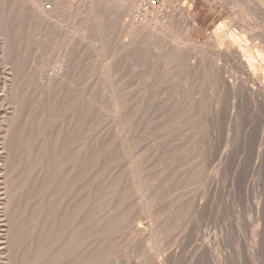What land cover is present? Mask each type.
<instances>
[{"label":"rangeland","instance_id":"obj_1","mask_svg":"<svg viewBox=\"0 0 264 264\" xmlns=\"http://www.w3.org/2000/svg\"><path fill=\"white\" fill-rule=\"evenodd\" d=\"M21 1H23L22 2L23 4L21 3L22 5L20 4V6H18V7L15 5L8 4V3L5 5L6 6L5 10H6L7 14L9 13L8 17H9V19L12 18L10 20L13 21V24L10 23L9 27H11V29H13L18 24L17 27L15 28V30L13 29V31L11 32V34L13 33L12 39L14 38L12 40V43L14 42L13 47H16L17 49L21 48L23 50V52L26 54L25 55L26 58L24 57V59L27 62L31 58L30 43H32L36 37V39H38V40L40 39L39 40L40 43L42 44V46H44L43 47L44 58L45 59L47 58L48 59L47 61H49L51 59L55 60L54 58H57V60L61 59L62 61L64 59H66V61L69 63V65L72 66V67H70V69L71 68L72 69L69 70V73H68L69 77H71L72 71L74 70L73 74H72V76H74V77H72V79H74V80L76 79L75 81L73 80V84L75 85V86H73V89L76 88L75 91H73V97L75 99V108L78 109L79 111L75 109V114H79V112L81 113V112L86 111L84 113V115L79 114V115H77V117L75 115V125L77 127V130L82 131L83 127H86V128L88 127L89 128L88 131L90 133V141L98 142L101 145L97 148H94L89 153V156H88V161L95 160V161H90V165H97L100 167V168L96 167V169H95L96 175L94 178H92L90 180V185L87 187L88 190L92 186L93 187L99 186V188H100V190H99V188L98 189L95 188V190L91 189L92 190L91 206H92V210H93L91 212L92 213H96L97 211L102 212L104 209H108L107 211H109V209L111 208V210H110L111 213H113L114 211H117V209H119V211L122 209V213L125 214V216L127 215L126 217H124V220H122L123 223H124V221H126L127 228L125 226L126 223H124L125 224L124 225L121 222V225L123 224L125 227H123L124 229H122V227H120V230L118 228L119 231H117V229L115 230V228L113 227L114 224L112 225V223H113L112 221H110V220H109V222L104 221L105 223H107V225H108V223H109V225H112V227H109L107 225L104 226L105 229L110 230V231L106 230L105 231L106 234L104 233V231L98 232L97 229L92 228V226L94 224H96L94 222L91 223L92 225H90V228H92V229L89 230L87 223H85V221H84L82 223V225H79V227L77 228V233L79 235L76 233L77 236H79V237L81 236L80 237L81 240L79 237L74 236V235L71 237H68V238L66 237V239H69L70 242L68 244V247H66L64 249V252H63L62 258H60L59 264L81 263L80 260H82V257L80 254V250H81L80 246L83 243L82 240L84 239V235L82 233L84 231L82 233H80V232L85 228H87V230H88L87 235H91V238H89V240H95V238H97V239L100 238L99 240L96 239L94 241V243L91 245V247L89 248V250L87 251V253L89 252V254H87V255L90 258V264H116V262H118L120 264L121 262H127V261H128V263H131V264H138L139 262L142 261L139 256L143 252H141L142 250H138L140 248L142 249V247H140V248L139 247L138 248L130 247V243H129V238H130V235L132 234V226H134V224H137V222H139V220L141 218H143V219L145 218V215H143L144 212L139 207V204L137 203V201L136 200L132 201V199L135 197L133 195V191H130V193H128L129 190L131 189L129 187H130V185H132L131 184L132 183V181H131L132 177L130 176V174H131V167H130L131 160L135 162V165L137 164L136 166L138 167V169L140 171H142V173L144 175H147V176H145L146 180L148 181V183H150L153 186V194H152L151 198H154V199L156 198L153 201V204H155L156 209L158 211V213H156L157 215H153V217L151 219H149V221H148V219H145V221H142L143 219H141L140 220L141 222H139V226H141L142 228H146V226H148L149 223L154 224V222H155V224L158 223V224H161V226H162L163 224H166L165 222H168V220H169L168 224L172 222L173 223L172 225H174V229L172 228L173 226L171 227L172 229L169 227L170 224L169 225L166 224L167 226L166 225L164 226V228L166 227L167 229L169 227L168 230L164 229L167 232V236L168 237L171 236L170 235L171 233L174 236V238L173 237L168 238V239H170V245L168 244L169 247L166 249V252L167 251L170 252L169 257H171L173 259L172 260L171 258L170 259L168 258L169 259V260H167L168 263L169 262L171 263V261H172L171 264H173V263L176 264L177 262H178V264H202V263L203 264H220L222 261L224 262V260H225L226 262H224V263L222 262L221 264H233V263L234 264H264V89L261 88L260 86L256 85V84H254V83L251 85L252 82H250V84H248L247 86H244L243 80L240 78L241 75H243L244 73L250 72L252 75L256 74L257 78H260V79L263 78L264 79V68L262 70V64H261L262 62H260L261 55L257 56V58H256L257 62L256 63H253L250 60L246 59L245 60L246 62L243 65L247 69L244 68L245 70H244V72H242V71H238L239 69L236 70L237 68L234 65V62L232 60L225 58V57H222L219 54H217V52H216L218 50L230 51L234 48H240L241 52L243 51L247 56H249L250 53L253 54L252 50H249L250 53L248 52V50L246 48V42L250 41V36H251V34H254V33H256L257 36H259V37L260 36H262V38L264 37V0H201L202 3L206 7H208V9H213V11H215L216 13H218L220 15V16H218L219 17L218 21L212 23L209 26H202L199 23L197 24V19H195V15H194L193 11L191 13H189V11H190L189 6L187 4H185V1H180V0H124L126 2V4L131 3V6H132V10L128 15L119 12L118 9L116 10L113 6L107 4L108 2L104 3L105 0H101L102 3L100 0H66V1L64 0L63 2L61 0H59V1H56L57 3L55 2L54 4L52 3V0H46V1L44 0V3L45 2L47 4L52 3V5H54V6H52L53 8L50 11H48V13H47L46 19L49 21H46V19H42L38 23H36L35 21H32V18L30 16L31 15L30 8L28 7L27 2L24 0H21ZM15 2H16V0H15ZM143 4H146V6H148V10L143 9ZM23 5L25 6L26 9L22 8ZM134 6H135V9H134ZM20 7L22 9H20ZM53 9H56V10H53ZM24 10H27V11H24ZM26 12H28V13H26ZM28 15H29V17H28ZM122 15H124V17H122ZM133 15H135V16H133ZM145 15L148 19L145 18ZM16 16H17V18H16ZM19 16H22L21 17L22 19ZM156 16H157V18H155ZM26 17L30 18L31 21L29 19H27ZM53 17H55V19ZM23 18H24V20L27 19V21H24ZM44 20H45V22H44ZM53 21H56V22L54 23ZM146 21H148V22L152 21L153 23L152 22L151 23L154 25L153 28L156 30H160L162 32L163 36L158 39V38H155L149 34L139 33V31L142 29V27ZM31 22H33V23H31ZM26 23L28 25L30 24L29 27L24 26V24H26ZM31 24H32V26H31ZM141 24H143V25H141ZM237 24L240 26V31L244 30L241 32L238 31L241 34V40H242V42L240 44H237V43L235 44L231 38V32L237 30V29H235L236 26H234ZM11 25L12 26L14 25V26L12 27ZM136 25H137V27H136ZM231 25H233V26H231ZM64 26H66V27H64ZM34 28H35V30H34ZM66 28L68 31L66 30ZM85 28H86V30H85ZM49 29H50V31H49ZM74 29H76V30H74ZM23 30L26 31V32L24 31L26 39L24 38ZM83 30L85 33L83 32ZM165 30H166V34L164 33ZM16 31H19V32H16ZM28 31H30V32L33 31L32 36H31L32 39L29 38L28 35L31 33ZM55 31L57 32V34ZM250 31H252V32H250ZM40 32H41V35H40ZM71 32H73V33H71ZM136 32H138V33H136ZM248 33L250 35H248ZM164 34H165V36H164ZM15 35H17V36H15ZM79 35H82V36H79ZM144 37L146 38V40ZM149 37L151 39H149ZM163 37L167 38V39L164 40ZM49 38L51 40H49ZM68 38L71 39V40L69 39L71 41L69 44L67 43L68 40L65 42V40ZM19 39H20V41H19ZM43 39H45L46 41L45 40L42 41ZM169 39H171V40H169ZM28 40H31V42H27ZM139 41H141V42L138 43ZM45 42H47L48 45ZM66 43H67V45L72 44V47L67 46ZM165 43H166V45H165ZM256 43L259 44L257 40H256ZM146 44H147V46H146ZM1 45L2 44H0V47H2ZM50 45H52V46H50ZM64 46H66L65 47L66 49H64ZM189 46H191V47H189ZM67 47H70V48H68L69 50H67ZM193 47H195V48H193ZM26 48H28V49H26ZM59 49H60V53L56 55V53H58ZM70 49H72V50H70ZM145 49H147V50H145ZM154 49H156V51ZM170 49L172 51H170ZM197 49L199 51H197ZM0 50H1V48H0ZM179 50H181V51H179ZM63 51H66V52H64V54H63ZM165 51H166V55H165ZM168 51H170V52H168ZM178 51H179V53H178ZM67 52L70 53V54H68V56H66ZM171 52L173 53V55ZM0 53H1V51H0ZM163 53H164V55H163ZM169 53H171V54H169ZM181 53L183 54V57H181L182 56ZM184 54H186V55H184ZM60 55H62V56H60ZM153 58H156V60ZM100 60L102 61V63ZM153 60H155V61H153ZM0 61H1V58H0ZM180 62H182V63H180ZM95 64L97 66H94ZM178 64L180 66L183 65L182 66L183 68L182 67H180V68L184 69V71L180 70V68H178L179 67ZM259 65H261V66H259ZM248 66L250 67V70L248 69L249 68ZM108 67L112 68V69H109ZM165 67L167 68L166 71H165ZM152 68H154V69H152ZM177 69H178V71H176ZM89 70H91V71H89ZM253 70H254V72H253ZM179 71H180V73H182V71H183L184 74L183 73L179 74ZM45 73L46 74L49 73V71L46 67H45ZM76 74H77V76H79L80 74L81 75L87 74V75L77 77ZM172 76H174V77H172ZM181 77H183V78H181ZM82 78H84L85 80ZM156 78H158V79H156ZM175 78H178V79H175ZM184 78H185V83H184ZM80 79H82V80H80ZM173 79H175L176 82H175V80L172 81ZM178 80L182 84H184L185 88L181 85V83ZM171 81L176 83V84L172 83ZM169 82H171V83H169ZM177 82H179V84L182 87H180L179 84H177ZM79 83L82 86L79 85ZM76 84H78L79 86H77ZM111 86H112V88H111ZM186 86H187V88H186ZM64 87H65L64 83L62 84V87H60V89L58 87V91L59 92L61 91L59 94V97H60L59 103H58L59 107L60 106L62 107V101H63V100L61 101V99H63L62 95L63 94L65 95L67 92L66 91L63 93V91L66 90L65 89L66 87L65 88ZM195 89H197V90L195 91ZM47 91L48 90L44 91V101H46V103L44 102L45 115L49 116L53 112V110L56 111L57 114L60 113L59 107H57L58 109L56 110V108L54 106H57V105L53 103V101H52L53 99H50L51 98L50 94H49L50 91H48V92ZM115 92H117V93H115ZM145 92L147 93V95L145 94ZM114 93L117 95H114ZM134 93L135 94L137 93V94L135 95ZM170 93H172V94H170ZM154 94H156V96ZM75 95H76V97H75ZM100 95H102L104 97H102ZM175 95H177V96H175ZM119 96H120V99H119ZM182 96H184V99L186 97L187 102H185L186 99L184 100V102L186 104L183 102ZM45 97H47V98L45 99ZM116 97H118V98L116 99ZM154 97H158V98H154ZM187 97H189V98H187ZM194 97L196 98V100ZM112 98H113V100H112ZM160 98H162V99L164 98V99L160 100ZM199 98L201 101L199 100ZM49 99L51 101H49ZM130 99L135 100L138 104H135L136 102H134L132 104L131 102H133V101H131ZM155 99H156V101L153 102V100H155ZM107 100H110V101L107 103ZM172 100H174V104H171V103H173ZM175 100L176 101L178 100V102H176ZM47 101L49 103L50 102H52V103L49 104ZM115 101L116 102L119 101V103H117L118 106H116L117 104ZM195 101H198V102H195ZM60 103H61V105H60ZM176 103H177V105H176ZM45 104H47V105H45ZM184 104L186 106L189 104L190 105H189V107L188 106L186 107ZM161 105H166V106H164V108H163V106H161ZM194 105H196V106H194ZM46 106L51 107V108L54 107L55 109L50 110V108H48ZM135 106L137 108H135ZM184 106H185V109L187 108L188 110L186 109L184 111ZM112 107L114 110L111 109ZM174 107H179L180 109L179 108L178 109L182 110V112H184L182 114H184V115L180 116L178 114L179 116H177V115L175 116V114H177V112H179V110L177 109L178 111H175V109H173ZM192 107H194V108L192 109ZM199 107H200V109H198ZM85 108L88 110H85ZM148 108H149V110L151 109V111H153V112L149 111ZM189 108H190V111H192V112L189 111ZM4 110H6V108ZM58 110H59V112H58ZM193 110L194 111L196 110V111L194 112ZM47 111H49L50 114H48L49 112H47ZM155 111H157V112L162 111V112L156 113ZM209 111H211V112H209ZM98 112H100V113H98ZM126 112L127 113L129 112L130 114H132L133 117H131L129 114H126ZM171 112H173V113H171ZM91 114H92V116H91ZM125 114H126V116L128 115L127 116L128 118L125 117ZM116 115L121 116L122 119H124L123 127L121 128L122 130L119 129L117 126L118 121H116V119H115L117 117ZM166 115H167V118H166ZM187 115H189V116H187ZM93 116H95L94 117L95 119L93 118ZM186 116H187V118H186ZM195 116H196V118H195ZM80 117H83V118H80ZM91 117L94 119V121H93L94 124L91 122V120H93ZM87 118L88 119L91 118V119H89L90 121L87 120ZM155 118H157V119H155ZM160 118L161 119L164 118V119L161 120ZM168 118H170V119H168ZM178 118H180L183 123H181L180 122L181 120ZM0 119H2V114H0ZM78 119H81V121ZM105 119H106V121H105ZM129 119H130V121H129ZM152 119H155V120H152ZM200 119H202V120H200ZM76 120H78V121H76ZM125 120H126V122H125ZM87 121H89V122H87ZM153 121L157 122V123L155 124ZM177 121H178V123H177ZM90 122H91V124H93V126H91ZM168 122H170V124H168ZM150 123H152V124H150ZM179 123H181V124H179ZM176 124H177V126H176ZM153 125H155V126H153ZM182 125H185V126H182ZM213 125H216V126H213ZM109 126H111V127H109ZM115 126H117V128ZM166 126H167V129H166ZM169 126H171V127H169ZM186 126L191 127V128H188V130L190 129V131L187 130ZM173 127H175V128H173ZM177 127H181V128H177ZM112 128H115V129L112 130ZM161 128H163L164 130ZM159 129H160V131H159ZM170 129H172V130L170 131ZM175 129H176V131H175ZM183 129H184V131L182 132ZM193 129H195L194 130L195 133L193 134V135H195L193 137L194 139L191 137L192 136L191 131H193ZM111 131H112V135L115 134V136L113 138L114 140L110 139L111 136H109V135H110ZM172 131L175 133L174 134L171 133ZM187 131L191 134H188ZM148 132H151V133H148ZM152 132H154V133H152ZM167 132L170 134H168ZM185 132H187L186 134L188 136L185 134ZM198 132H199L200 136H199ZM164 133H167V134H164ZM133 135H136V136H133ZM80 136H83L82 132H81ZM108 136L110 138H108ZM201 136H203V139L200 140L199 137H201ZM132 137H134V138L131 139ZM163 137L165 139H163ZM196 137H198V139ZM93 138H95V139H93ZM106 138L109 139V141L108 140L105 141ZM128 138H129V140H128ZM157 138H159V139H157ZM168 138H170V139H168ZM175 138H177L178 141L181 140V143L184 142L183 145L187 148V150L188 149L189 150L187 151L185 149V147L183 146L185 150L182 147V149H178L179 150L178 151L177 147L180 148V146H182V144L180 142H177V139L175 140ZM179 138H180V140H179ZM135 139H136V141H135ZM118 140H120V141H118ZM158 140H160V141H158ZM191 140L196 141V142L192 143ZM202 140H203V142H202ZM213 140H214V142H213ZM114 141L117 143L114 144ZM126 141L128 143L131 142L134 145H130L132 147L126 148V146L123 144V142H126ZM172 141H176V142H172ZM199 141H201V142H199ZM170 142L173 144L175 143V144L171 146ZM177 143H178V145L179 144H181V145L177 146L176 145ZM197 143H199V145L201 143L202 144L199 146ZM209 143H210V146H209ZM153 144H156V145H153ZM186 144H187V146H186ZM160 145L166 146L167 148L161 147ZM175 145H176V148L174 147ZM193 145L195 148L193 147ZM154 146H157V147H154ZM168 146H169V148H168ZM161 149H162V151H160ZM164 149L166 152L168 151V153H167L168 155L166 154L165 151H163ZM167 149H169V150L173 149V151H175L176 154L172 150L169 151ZM192 149H194V151ZM183 150H184V152H187V153L183 154L184 155L183 157L186 158L187 157L186 154L189 153L190 154L189 158H191V160L193 159V161L195 162V163H193V161H192L191 162L192 165L195 164L198 168L196 166H194V168L196 167L195 169L196 170L198 169V171L200 168L199 172L196 173L195 172L196 170L194 168H192V165L191 164H189L190 166L188 165V161L190 160L189 158H187V160H184V158L182 157ZM190 150H192L193 152H191ZM201 150H202V153L200 152ZM114 151H117V152H114ZM180 151H182V152H180ZM132 152H134V153H132ZM162 152L163 153L165 152V153L163 154ZM170 152H172V153H170ZM197 152H199L200 154H203V155L199 156L200 154H198ZM156 153L159 154L158 156H160V157H158ZM194 153H195V155H194ZM204 153L208 156L211 155V153H212L220 159H218L214 155H213L215 157L214 159L211 158L213 156H211V157L209 156L210 159H208L207 156L204 157L205 156ZM98 154H100V155H98ZM105 154H107V156ZM143 154L146 156V158H144L145 156H143ZM162 154L163 155L166 154L167 156H169V158L166 156H163ZM115 155L118 156V159H117V157H115ZM129 155H131V156H129ZM175 155H177L175 158H178V159L172 158ZM103 156H105L107 158H104ZM132 156H133V158H132ZM179 157H180V160H179ZM192 157H194V158H192ZM201 157H202V160H201ZM203 157L207 158V159H204ZM102 158H104V160H102ZM150 158H152V160ZM157 158H159L160 160ZM181 158H183V159H181ZM195 158L199 162H201V161L205 162L204 163L205 166H203L204 165L203 163H202V166L208 168V170H206V172H209V170H211V168H213V166L216 163L215 167H217V168H215L216 170L214 169V171L216 173V177L218 176L217 181H219V182H217V186L220 187V188H217L218 190L220 189V192H218L220 197L218 195L217 196L218 199L215 198V196H213L214 194L217 195L218 190H216L215 193H211L210 191H208L207 186H205V185H207L206 179L205 178L203 179L201 175H198V174H202L205 177L206 176V174L204 172L205 170L201 171V169H205V168H202V166L200 165L201 163L198 164L197 161L195 160ZM211 159H213V162ZM163 160H166V161H163ZM181 160H184L185 163L187 161L188 166L185 165V163H179L178 162ZM152 161H153V163L160 161V164H153ZM184 161H182V162H184ZM125 162L127 163L128 167H127ZM172 162H174V163H172ZM209 162H211V163H209ZM150 163L153 166L150 165ZM157 163H159V162H157ZM167 163H168V165H167ZM169 163L172 164V166H169L170 165ZM207 163L213 164V166L212 165L210 166ZM173 164L176 165V167ZM104 165L106 167H104ZM120 165L122 166V168H125V169H123V171H121L122 168L119 169ZM147 165L148 166L150 165V167L153 169H151ZM154 165H158L160 169L158 170L157 169L158 166H154ZM183 165H185V167H183ZM124 166H126V167H124ZM140 166H142V167L139 168ZM163 166H165L167 169ZM177 166H179V169ZM180 166H182L181 168H183V169L185 168V170H181ZM161 167H163V168H161ZM209 167H211V168H209ZM103 168H105V170ZM142 168H144V169H142ZM154 169H156L159 172L155 171ZM161 169H163V171H164L163 174L169 173L168 171H170V175L169 174L163 175ZM165 169L168 171L166 172ZM217 169H218V171H217ZM116 170H120V171H116ZM172 170H174V173L177 174V176L174 173H172L173 172ZM180 170L182 171L181 173H180ZM188 170H191L189 172H192V174L194 171L193 176L195 178H197L196 176H198V178L200 176V179H198V178L197 179L198 180L202 179L201 180L202 182L201 181L197 182L196 181L197 179H195V178H194L195 179L194 180L192 178L193 176H190L192 174L189 173ZM97 172H100V174H97ZM118 172H121V173H118ZM129 172H130V174H129ZM145 172H146V174H145ZM149 172H150V174H149ZM151 172L153 173L154 178L151 177L152 176ZM156 172L160 173L161 176L158 174L155 175ZM186 172H188L190 175H188V173H186ZM126 173H127V175H126L127 178L130 177V179H126L125 178L126 176L124 177V174H126ZM119 174H120V176H119ZM171 174L175 175L176 178L173 176V178H175V179H173ZM97 175H99V176H97ZM148 175L149 176L151 175V176L149 177ZM162 175L166 179V180L164 178L160 179L161 181L163 180L165 182V183H163V181H162V183L164 184V187H163V184L160 183L161 181L158 179V177L160 176L159 178H161ZM155 176L157 177L158 182L157 183L154 182V184H152V182H153L152 180H156ZM166 176H168L167 178H168V180H170V182L168 181V183H167ZM105 177H107V178H105ZM184 177H186V178H184ZM21 178H23V176ZM104 178H105V180H103ZM177 178H179V179H177ZM187 178H189L190 181L189 180L187 181L186 180ZM108 179L112 182L114 180L113 185H115V186H112L111 184H109L110 181ZM122 179H126V181H124ZM171 179L175 183V185L178 184L177 186H179L178 188L180 190H178V188L176 189V187L174 186V183L171 181ZM101 181L103 182L104 185H107V186L100 184V183H102ZM107 181H109V183ZM203 181H205V182H203ZM119 182L120 183L121 182H128V183H121L122 185H120ZM158 183H160V185ZM193 183H195V184H193ZM198 183L201 185H199ZM125 184H127V185H125ZM128 184H130V185H128ZM161 184H162V186H161ZM166 185L168 187H169V185H171V189L174 188L177 191H174V189H173V192H172V190L170 188H167V190L168 191L171 190L172 193H169L170 191L169 192L167 191L169 195L166 194V192L164 191V190H166ZM121 186H124L125 188L122 187V188H124V189H122ZM202 186H205L204 187L205 189ZM161 187H163L164 190H163V188L160 189ZM183 187H184V189H183ZM187 187H189V188H187ZM201 187L204 190H202ZM111 188H115L114 189L115 192ZM121 189H122V191H121ZM155 189L156 190L158 189L159 191H161L158 193V194H160V196H158V197H161V195H163L161 193H165L164 196L168 195V198H167V196H166V199L164 197L165 201L168 199L166 203H160L162 199H160V198L158 199V197L156 195H154L155 192L157 193V191ZM185 189L187 191H185ZM188 189H190V190H188ZM109 190H111V191H109ZM198 190H200V191H198ZM123 191H125L126 194H128V195H126L124 193H123L124 194L123 195L122 194ZM181 191L183 192V194L182 193L179 194V192H181ZM203 191H205V194H207V195L209 193L208 197L205 194H203L204 193ZM20 192H22L21 194L23 195L22 205L26 204L25 201L27 199V194H28V192H30V190L27 191L26 188H21ZM101 192L105 196H103L101 194ZM109 192H110V194H109ZM186 192H189V193H187V195L189 194L192 196H189V195L187 196ZM35 193H36V191H35ZM99 193L102 195V198L100 197L101 199L100 198L98 199L99 196H97V194H99ZM177 193L182 196V197L180 196L181 200H179V201H177L179 199V197H178L179 195ZM117 194H119L120 196L119 195L116 196ZM129 194H131L130 195L131 198H130ZM125 195L127 197H124ZM193 195H196V196H193ZM203 195H205V196H203ZM95 196L97 197L96 200H95V198H96ZM169 197H171L172 200ZM176 197H177V199H176ZM201 198H204V199H201ZM213 198H215V200H213ZM173 199H175V200H173ZM104 200H105V202H103ZM164 200H163V202H164ZM184 200L185 201L187 200V203L184 202ZM196 200H197V202L195 204ZM176 201H177V203H176ZM99 202L100 203L102 202V203L99 204ZM169 202L171 204H173V207L171 206V204ZM183 202L186 204H184ZM192 202H194L193 204L195 205L193 207H192L193 204H191ZM214 202L216 204H214ZM168 203L170 205H166ZM178 203L181 205H179ZM202 203H205L206 205L202 204ZM106 204H107V206H106ZM131 204H133V205H131ZM134 204H135V206H134ZM176 204H177V207L175 206ZM200 204H201V206H200V208H198L196 205H200ZM210 204H212L214 206H212ZM111 205H113V206L111 207ZM114 205H116L117 207ZM215 205L216 206L218 205L217 207H219V208H217V210H215V208H216ZM127 206H129V207L131 206L130 209L132 211ZM132 206H133V208H132ZM228 206H229V208H232V209H229ZM103 207H105V208H103ZM113 207H114V209H113ZM136 207H137V209H135ZM174 207L176 208V210H172V209H175ZM186 207L189 208V210L188 209L187 210L190 212H191V209L193 210V208L195 207L194 211L191 212L192 215L190 214V217H192V220L190 219V222H189V219L187 220V218L189 217V213H187ZM170 208H172L171 209L172 211L170 210ZM227 208L229 211H231V215H230V212H227L228 211ZM160 209L163 211H161ZM165 209H167L168 211L170 210L171 212H167V210L165 211ZM204 209H205V211H204ZM207 209H209L210 211H208ZM212 209L215 210L216 214H214L215 212ZM133 210L134 211L136 210L135 211L136 213H134ZM29 212L30 211H27L28 216L30 215ZM138 212H139V214H137ZM194 212H196V214H197L196 215L197 219L201 220V217H202L201 221L203 222V220H204L203 223L199 220L196 221V219L194 218L195 216H193L195 214ZM217 212H219V214H217ZM134 214H135V216H134ZM175 214H179L180 216H176ZM140 215H142V217ZM228 215H230V216H228ZM157 216H159L161 219H159ZM206 216H207V219H205ZM215 217H218V218H215ZM221 217H222V219H221ZM232 217L235 219V221H234V219H232ZM137 218L138 219L140 218V219L138 220ZM227 218L229 220H227ZM153 219H156V220H153ZM193 219H194V221H195L194 223H196V225L193 223ZM210 219H212L213 222H211ZM217 219H219V220H217ZM84 220H86V219H84ZM232 220L235 223H233ZM89 221L91 222V219ZM92 221H97V220L92 219ZM162 221H165V222H162ZM208 221L210 222V224L207 223ZM217 221L220 223H218ZM228 221L230 224L227 223ZM110 222H111V224H110ZM185 222H187L188 224H186ZM191 222H192V224H189ZM200 222H201V225L203 226V227L201 226L202 228L200 229L201 236H203V234L205 235V236H203V239L205 241H208V242H206V243H208V245H211V243H212V246L211 247L209 246L208 253H204L202 250L199 249V246H198L199 243L195 240V237H193L194 230H192V228H195L197 225L200 224ZM180 223H182V224L180 225ZM65 224H67V226H68L69 221H68V219L65 220V218L63 217V225L65 226L64 232L67 229ZM219 224L220 225L224 224V225L220 226ZM231 224H233V225H231ZM63 225H62V227H63ZM102 225H104V223L101 220L98 228L101 229L100 227H103ZM185 225H186V227H185ZM205 225L209 229H207V227H205ZM119 226H120V224H119ZM222 226H223V228H221V229H228L229 228L228 230H231L230 236H229L228 230H226V231L222 230L223 233L220 232V234H219L220 227H222ZM28 227L29 226H26V228H25V225H24V229H27ZM187 227H189V228L187 229ZM224 227H226V228H224ZM110 228H113L114 230H112ZM162 228H163V226H162ZM182 228H184V229H182ZM148 229H149V227H148ZM217 230H219V231L217 232ZM211 231H212V233H211ZM24 232H28V230L27 231L24 230ZM100 232H102V236L104 233V236H105L104 239L106 238L105 240L101 239L102 238L101 235H98ZM123 232L126 235L124 238V241H123V239L121 240V239L117 238L118 234L120 235V233H123ZM246 232L250 233V234L246 235ZM89 233H91V234H89ZM233 233H235V234H233ZM80 234H82L83 237ZM177 234L179 236L180 235L182 236L184 234L186 236L185 237L183 235L184 241L181 240L182 239L181 237L176 236ZM111 235H114V236L116 235L117 237L116 236L114 237ZM207 235H208V237H207ZM233 235H235V236H233ZM25 236L27 237L28 235H26V233H25ZM99 236H101V237H99ZM107 236H109V237H107ZM240 236H242V237L240 238ZM72 238H74V240ZM109 238H110V240H108ZM175 238H176V240L174 241L173 239H175ZM212 238H214V239H212ZM222 238L227 239L228 241H224V239H222ZM115 239L117 240V242L121 241L122 244L120 242L119 243L115 242L116 241ZM177 239H179V241H177ZM101 240H103V241H101ZM172 240H173V242H172ZM185 240H188V241L192 240L193 242L189 243V242H185ZM236 240H237V242H236ZM108 241L110 243H108ZM111 241H113V242H111ZM221 241H224L225 243H222ZM72 242H73V245H72ZM74 242L76 243V245H74L75 244ZM149 242H151L149 239L144 240L143 243H141V245L143 244V246L147 249H148V247H146L145 244L152 245V246L155 245L153 242H151V243H149ZM178 242L184 243V245L181 244V246H184V247H182V251L180 248L181 247L180 243H178ZM209 242H211V243H209ZM241 242H242V244L243 243L244 244L248 243V244L247 245L245 244L246 246H244V245H241ZM171 243H173V244H171ZM117 244L121 247L117 246ZM191 244H192V246H191ZM235 244H237V245H235ZM70 245H71V247H69ZM97 245H100V246L98 247ZM101 245L104 247L107 246L109 248L110 252L109 251L106 252L108 249L106 248L104 250ZM73 246H75V247H73ZM175 246H176V249L178 251H176L174 249ZM213 246L215 247V249ZM229 246H232V247H229ZM247 246H248V248H247ZM100 247L103 250H101ZM177 247H179L180 249ZM186 247H188V248H186ZM192 247H194V248H192ZM211 248H212V251L210 250ZM122 249H124V250L121 251ZM172 249H174L173 252H172ZM186 249H188V250L192 249L193 251L189 250V252L186 254L185 252L188 251ZM224 249H225V252H223ZM242 249H244V250H242ZM116 250H119V251H116ZM226 250H229V251H226ZM120 251L122 254H124L123 257H120V255H118V254H121ZM138 251H139V253H138ZM148 251H150V250H148ZM191 251L194 252V254ZM152 252H154L153 248L151 249L150 253L152 254ZM177 252H178V254H177ZM209 252H211L210 254H212V255H209ZM214 253H215V256H214ZM105 254L107 256H105ZM129 254L132 255V258H130L131 255H129ZM185 254L186 255L189 254V255L186 256ZM207 254L209 255L208 257L212 256L210 258L211 260L207 257ZM240 254H242V255H240ZM180 255H184L186 257L192 258L191 259L192 262L190 260L189 261L186 260V257L183 258V256H180ZM97 256H99V258ZM178 256H180V257H178ZM191 256H193V257H191ZM216 256L218 258L220 257L221 260L218 259L216 261V259H217ZM20 257L21 256H19V263L20 264L21 263L26 264V262L24 263V261H26V259L25 258L21 259L23 257H21V258ZM127 257H129V258H127ZM227 257H229V259H231L232 261L227 259ZM94 258H95V260H94ZM96 258L99 260H97ZM124 258H126V259H124ZM190 258H188V259H190ZM213 258L215 260H212ZM65 259H67V261H65ZM161 259H162V257H161ZM69 260L70 261L72 260L74 263L72 261L69 262ZM149 261H150V259H149ZM104 262H106V263H104ZM113 262H115V263H113ZM167 262H165V263H167ZM142 264H144V262H142ZM148 264H152V260L150 262H148ZM153 264H157V263L153 262Z\"/></svg>","mask_w":264,"mask_h":264},{"label":"bare ground","instance_id":"obj_2","mask_svg":"<svg viewBox=\"0 0 264 264\" xmlns=\"http://www.w3.org/2000/svg\"><path fill=\"white\" fill-rule=\"evenodd\" d=\"M24 1H26L27 2V4H28V7L30 8V12H31V18H32V21H35L36 23H38V22H40L42 19H46L47 18V13H48V11H50L53 7L52 6H54V5H51L50 7H48L47 6V3L45 2L44 3V0H24ZM46 1V0H45ZM56 1H59V0H52V3L54 4ZM62 2L64 1V0H61ZM66 1V0H65ZM101 1V0H100ZM23 1H21V0H16V2H15V0H0V44H2L1 46L2 47H0L1 48V53H0V58H1V61H0V114H2V119H0L1 121H0V264H20L19 263V256H21V257H23V258H21V259H26V261H24V263L26 262V264H59V262H60V258H62V255H63V252H64V249L66 248V247H68V244H69V239H66V237L68 238V237H71V236H77V228L79 227V225H82V223L85 221V223H87V225H88V229L89 230H91L92 228H94V229H97L98 230V232L99 231H104V233L106 234V230L107 229H105V227L104 226H106L107 225V223H105L104 221H106V222H109V220L110 221H112L113 223H112V225L114 224V228H115V230L117 229V231H119L120 230V227H122V229H124L123 227H125L126 226V228H127V223H126V221H124V223H126V225L123 223V221L122 220H124V217H126L125 216V214H123L122 213V209L119 211V209H117V211H114L113 213H111L110 212V210H111V208L109 209V211H107L108 209H104L102 212L100 211V212H96V213H92L91 211H93L92 210V206H91V196H92V190L94 189L95 190V188H99V186H95V187H91L89 190L87 189V187L90 185V180L92 179V178H94L95 177V175H96V172H95V169H96V167H98V168H100L99 166H97V165H90V161H95V160H90V161H88V156H89V153L94 149V148H97V147H99V146H101L100 145V143H98V142H93V141H90V133H89V131H88V127L86 128V127H83V129H82V131L81 130H77V127H76V125H75V115H76V117H77V115H84V113L86 112V111H84V112H79V114H75V99H74V97H73V91H75V89H73V86H75L74 84H73V80L74 79H72V77H74V76H72V74H73V71H72V74H71V77H69V70H71L70 69V67H72V66H70L69 65V63L66 61V59H64L63 61L61 60V59H58L57 60V58H54L55 60H49V61H47L48 59L46 58H44V51H43V47L44 46H42V44L40 43V39L38 40V39H36V37H35V39H34V41L32 42V43H30V49H31V58H30V60L29 61H25V59H24V57L26 58V54L23 52V50L21 49V48H16V47H13V43H12V40L14 39H12V34H11V32L13 31V29L15 30V28L17 27V25H16V27H14L13 29H11V27H9L10 26V23L11 24H13V21H11L10 19H12V18H10L9 19V17H8V14H7V12H6V4L8 3V4H11V5H15V6H20V4L22 3ZM51 2V1H50ZM106 2H108L107 4H109V5H111V6H113L116 10L118 9V11L119 12H121V13H123V14H129L130 12H131V10H132V6H131V3H127L126 4V2L123 0H105L104 1V3H106ZM25 3V2H24ZM57 3V2H56ZM67 3V2H66ZM101 3H102V1H101ZM103 3V4H104ZM23 4V3H22ZM21 4V5H22ZM65 4V3H64ZM70 4V3H69ZM25 5V4H24ZM23 5V6H24ZM10 6V5H9ZM22 6V8H25V6L23 7ZM16 8V7H15ZM21 7H20V9H22ZM59 8V7H58ZM141 8V7H140ZM8 9V8H7ZM12 9V8H11ZM26 9V8H25ZM134 9H135V6H134ZM15 10V9H14ZM28 10V9H27ZM27 10H24V11H27ZM53 10H56V9H53ZM138 10V9H137ZM12 11V10H11ZM21 11V10H20ZM23 11V12H24ZM134 11V10H133ZM16 12V11H15ZM14 13V12H13ZM25 13V12H24ZM26 13H28V12H26ZM133 13V12H132ZM136 13V12H135ZM18 15V14H17ZM121 16V15H120ZM126 16V15H125ZM133 16H135V15H133ZM20 18L22 17V16H19ZM28 17H29V15H28ZM28 17H26L27 19H29L30 20V18H28ZM122 17H124V15H122ZM132 17V16H131ZM143 17V16H142ZM153 17V16H152ZM16 18H17V16H16ZM25 18V19H26ZM54 19H55V17H53ZM52 18V19H53ZM145 18H147L146 17V15H145ZM155 18H157V16L155 17ZM22 19V18H21ZM27 19L26 20H24V18H23V20L24 21H27ZM49 19V18H48ZM57 19V18H56ZM123 19V18H122ZM148 19V18H147ZM14 20V19H13ZM19 20V19H18ZM51 20V19H50ZM130 20V19H129ZM157 20V19H156ZM22 21V20H21ZM20 21V22H21ZM31 21V20H30ZM46 21H49V20H47L46 19ZM124 21V20H123ZM141 21V20H140ZM44 22H45V20H44ZM54 23L56 22V21H53ZM138 22V21H137ZM152 22V21H151ZM151 22H148V21H146L145 23H144V25L143 24H141V25H143V27H142V29L139 31V33H141V34H149V35H151V36H153V37H155V38H161L162 36H163V34H162V32L160 31V30H156V29H154L153 27H154V25L151 23ZM25 23V22H24ZM28 23V22H27ZM24 24V26H28L29 27V25L28 24ZM31 23H33V22H31ZM47 23V22H46ZM87 23V22H86ZM236 23V22H235ZM23 24V23H22ZM48 24V23H47ZM124 24V23H123ZM155 24V23H154ZM232 24V23H231ZM20 25V24H19ZM54 25V24H53ZM81 25V24H80ZM12 26V25H11ZM14 26V25H13ZM12 26V27H13ZM31 26H32V24H31ZM69 26V25H68ZM67 26V27H68ZM82 26V25H81ZM231 26H233V25H231ZM234 26H236V28L235 29H237L236 31H232L231 32V38H232V40H233V42L236 44H240L241 42H242V40H241V34H240V32L241 31H244V30H241L240 31V26L237 24V25H234ZM19 27V26H18ZM27 27V28H28ZM63 27V26H62ZM64 27H66V26H64ZM136 27H137V25H136ZM244 27V26H243ZM242 27V28H243ZM21 28V27H20ZM26 28V29H27ZM33 28V27H32ZM71 28V27H70ZM88 28V27H87ZM133 28V27H132ZM241 28V29H242ZM65 29V28H64ZM134 29V28H133ZM29 30V29H28ZM32 30V29H31ZM30 30V31H31ZM34 30H35V28H34ZM66 30H67V28H66ZM74 30H76V29H74ZM73 30V31H74ZM85 30H86V28H85ZM233 30V29H232ZM246 30V29H245ZM25 30H23V32H24ZM30 31H28V32H30ZM49 31H50V29H49ZM48 31V32H49ZM58 31V30H57ZM64 31V30H63ZM68 31V30H67ZM238 31H240V32H238ZM247 31V30H246ZM16 32H19V31H16ZM26 32V31H25ZM25 32H24V38H25ZM33 32V31H32ZM32 32H30L31 34H29L28 36H29V38H31V36H32ZM56 32V31H55ZM83 32H84V30H83ZM249 32V31H248ZM250 32H252V31H250ZM254 32V31H253ZM70 33V32H69ZM71 33H73V32H71ZM85 33V32H84ZM136 33H138V32H136ZM164 33L166 34V30L164 31ZM56 34H57V32H56ZM140 34V35H141ZM165 34H164V36H165ZM27 35V34H26ZM40 35H41V32H40ZM50 35V34H49ZM248 35H250L249 33H248ZM15 36H17V35H15ZM51 36V35H50ZM72 36V35H71ZM79 36H82V35H79ZM134 36V35H133ZM148 36V35H147ZM14 37V36H13ZM73 37V36H72ZM71 37V38H72ZM168 37V36H167ZM175 37V36H174ZM181 37V36H180ZM28 38V39H29ZM83 38V37H82ZM137 38V37H136ZM145 38V37H144ZM164 38V37H163ZM185 38V37H184ZM26 39V38H25ZM32 39V38H31ZM70 38H68V39H66L65 40V42L68 40V44L71 42L70 40H69ZM149 39H151L150 37H149ZM165 39H167V38H164V40ZM174 39V38H173ZM45 39H43L42 41H44ZM49 40H51L50 38H49ZM136 40V39H135ZM145 40H146V38H145ZM169 40H171V39H169ZM168 40V41H169ZM187 40V39H186ZM256 40L258 41V43L259 44H257L256 43ZM19 41H20V39H19ZM26 41V40H25ZM46 41V40H45ZM142 41V40H141ZM141 41H139L138 43H140ZM246 41V40H245ZM244 41V42H245ZM248 41V40H247ZM251 41V42H250ZM250 41L249 42H246V48H247V50H248V52H249V50H252V52H253V54H251L250 52V54H249V56H247L243 51L241 52V49L240 48H234V49H232V50H230V51H223V50H218V51H216L217 52V54H219L220 56H222V57H225V58H228V59H230V60H232L233 62H234V65L236 66V70H238V71H242V72H244V68H246V67H244V65L243 64H245V60L247 59V60H250L251 62H253V63H256L257 62V60H256V58H257V56H260L261 55V58H260V62H262L261 64H262V70H263V66H264V37L262 38V36H257V34L256 33H254V34H251V36H250ZM27 42H31V40H28ZM26 42V43H27ZM162 42V41H161ZM167 42V41H166ZM184 42V41H183ZM243 42V43H244ZM18 43V42H17ZM44 43V42H43ZM46 44H47V42H45ZM67 43H66V45H67ZM16 44V43H15ZM28 44V43H27ZM65 44V43H64ZM163 44V43H162ZM188 44V43H187ZM194 44V43H193ZM29 45V44H28ZM48 45V44H47ZM165 45H166V43H165ZM168 45V44H167ZM182 45V44H181ZM186 45V44H185ZM243 45V44H242ZM25 46V45H24ZM23 46V47H24ZM50 46H52V45H50ZM67 46H71L72 47V44L71 45H67ZM144 46V45H143ZM146 46H147V44H146ZM192 46V45H191ZM191 46H189V47H191ZM245 46V45H244ZM48 47V46H47ZM66 46H64V49H66L65 48ZM145 47V46H144ZM196 47V46H195ZM195 47H193V48H195ZM16 48V49H15ZM68 48H70V47H67V50H69ZM146 48V47H145ZM171 48V47H170ZM182 48V47H181ZM26 49H28V48H26ZM57 49V48H56ZM174 49V48H173ZM176 49V48H175ZM201 49V48H200ZM70 50H72V49H70ZM145 50H147V49H145ZM155 51H156V49H154ZM191 50V49H190ZM167 51V50H166ZM166 51H165V55H166ZM170 51H172L171 49H170ZM170 51H168V52H170ZM179 51H181V50H179ZM179 51H178V53H179ZM188 51V50H187ZM197 51H199L198 49H197ZM57 52V51H56ZM64 52H66V51H63V54H64ZM196 52V51H195ZM201 52V51H200ZM60 53V49L58 50V53H56V55L57 54H59ZM172 53V52H171ZM171 53H169V54H171ZM190 53V52H189ZM194 53V52H193ZM62 54V55H63ZM68 54H70L69 52H67L66 53V56H68ZM182 54V53H181ZM197 54V53H196ZM206 54V53H205ZM62 55H60V56H62ZM146 55V54H145ZM163 55H164V53H163ZM172 55H173V53H172ZM184 55H186V54H184ZM252 55V56H251ZM65 56V57H66ZM168 56V55H167ZM197 56V55H196ZM53 57V56H52ZM58 57V56H57ZM166 57V56H165ZM181 57H183V54H182V56ZM67 58V57H66ZM160 58V57H159ZM173 58V57H172ZM153 59H155L156 60V58H153ZM108 60V59H107ZM155 60H153V61H155ZM101 61V60H100ZM110 61V60H109ZM152 61V62H153ZM106 62V61H105ZM101 63H102V61H101ZM179 63V62H178ZM180 63H182V62H180ZM231 63V62H230ZM249 64V63H248ZM101 65V64H100ZM179 65V64H178ZM177 65V66H178ZM182 65V64H181ZM258 65V64H257ZM94 66H97L96 64L94 65ZM183 66V65H182ZM182 66H180L179 65V67L178 68H180V67H182ZM186 66V65H185ZM246 66V65H245ZM259 66H261V65H259ZM258 66V67H259ZM45 67L48 69V71H49V73H45ZM93 67V66H92ZM249 67V66H248ZM96 68V67H95ZM99 68V67H98ZM107 68V67H106ZM109 68V67H108ZM160 68V67H159ZM183 68V67H182ZM182 68H180V70H183L184 71V69H182ZM252 68V67H251ZM74 69V68H73ZM109 69H112V68H109ZM152 69H154V68H152ZM166 67H165V71H166ZM247 69V68H246ZM249 70H250V67L248 68ZM95 70V69H94ZM115 70V69H114ZM117 70V69H116ZM170 70V69H169ZM196 70V69H195ZM89 71H91V70H89ZM161 71V70H160ZM176 71H178V69L176 70ZM183 71H182V73H183ZM253 72H254V70H253ZM252 72V73H253ZM257 72V71H256ZM92 73V72H91ZM90 73V74H91ZM94 73V72H93ZM98 73V72H97ZM167 73V72H166ZM182 73H180V71H179V74H182ZM240 73V72H239ZM82 74V73H81ZM79 75V76H84V75H87V74H83V75ZM169 74V73H168ZM184 74V73H183ZM242 74V73H241ZM246 74V75H245ZM244 75V76H243ZM243 75H241V79L243 80V85L244 86H247L248 84H250V82H252L251 83V85L254 83V84H256V85H258V86H260L261 88H263L264 89V79L263 78H257V76H256V74L255 75H252L250 72L249 73H244ZM76 76H77V74H76ZM79 76H77V77H79ZM157 76V75H156ZM167 76V75H166ZM185 76V75H184ZM256 76V77H255ZM172 77H174V76H172ZM248 79H247V78ZM90 78V77H89ZM152 78V77H151ZM181 78H183V77H181ZM82 79H84V78H82ZM82 79H80V80H82ZM156 79H158V78H156ZM175 79H178V78H175ZM175 79H173L172 81H174ZM76 80V79H75ZM74 80V81H75ZM85 80V79H84ZM180 80V79H179ZM178 80V81H179ZM79 81V80H78ZM168 81V80H167ZM171 81V82H172ZM84 82V81H83ZM171 82H169V83H171ZM175 82H176V80H175ZM180 82V81H179ZM179 82H177V84H179ZM65 84V91H63V93L64 92H66V94L64 95H62V97H63V99H61V101H62V107L60 106L59 107V94H60V92L58 91V87H59V89H60V87H62V84ZM81 83V82H80ZM79 83V85H81ZM108 83V82H107ZM112 83V82H111ZM172 83H174V82H172ZM181 83V82H180ZM184 83H185V78H184ZM110 84V83H109ZM145 84V83H144ZM174 84H176V83H174ZM187 84V83H186ZM185 84V85H186ZM77 86H79L78 84H76ZM108 85V84H107ZM181 85L184 87V84H182L181 83ZM180 84H179V86L180 87H182ZM64 86V85H63ZM82 86V85H81ZM84 86V85H83ZM95 87V86H94ZM104 87V86H103ZM111 88H112V86H111ZM185 88V87H184ZM186 88H187V86H186ZM107 89V88H106ZM45 90H48V91H50L49 92V94H50V99H53L52 101H53V103L54 104H56L57 106H54L55 108H56V110L58 109L57 107H59V110H60V113H58L57 114V112L56 111H54L53 110V112L50 114V112L49 111H47V112H49L48 114H50L49 116L47 115H45V107H44V102L46 103V101H44V91ZM197 89H195V91H196ZM47 91V92H48ZM138 91V90H137ZM177 91V90H176ZM175 91V92H176ZM142 92V91H141ZM115 93H117V92H115ZM114 93V95H117V94H115ZM130 93V92H129ZM196 93V92H195ZM261 93V92H260ZM135 94V93H134ZM137 94V93H136ZM135 94V95H136ZM145 94L147 95V93L145 92ZM170 94H172V93H170ZM194 94V93H193ZM86 95V94H85ZM95 95V94H94ZM103 95V94H102ZM102 95H100V96H102ZM140 95V94H139ZM142 95V94H141ZM155 96H156V94H154ZM198 95V94H197ZM84 96V95H83ZM109 96V95H108ZM125 96V95H124ZM170 96V95H169ZM175 96H177V95H175ZM75 97H76V95H75ZM102 97H104V96H102ZM101 97V98H102ZM128 97V96H127ZM131 97V96H130ZM137 97V96H136ZM160 97V96H159ZM47 97H45V99H46ZM92 98V97H91ZM118 97H116V99H117ZM150 98V97H149ZM154 98H158V97H154ZM177 98V97H176ZM183 98V99H182ZM182 100H183V102H184V100L186 99V97H185V99H184V96H182ZM187 98H189V97H187ZM195 98V97H194ZM49 99V101H51ZM77 99V98H76ZM109 99V98H108ZM119 99H120V96H119ZM118 99V100H119ZM128 99V98H127ZM133 99V98H132ZM136 99V98H135ZM164 99V98H163ZM162 98H160V100H163ZM48 100V99H47ZM100 100V99H99ZM111 100V99H110ZM110 100H107V103L110 101ZM112 100H113V98H112ZM111 100V101H112ZM131 100V99H130ZM150 100V99H149ZM171 100V99H170ZM194 100V99H193ZM195 100H196V98H195ZM199 100H200V98H199ZM198 100V101H199ZM117 101V100H116ZM115 101V102H116ZM131 101H133V102H131L132 104L134 103V102H136L135 100H131ZM154 101H156V99L155 100H153V102ZM173 101V103H171V104H174V100H172ZM176 101V100H175ZM198 101H195V102H198ZM201 101V100H200ZM48 102V101H47ZM82 102V101H81ZM121 102V101H120ZM176 102H178V100L176 101ZM185 102H187V99H186V101ZM184 102V103H185ZM203 102V101H202ZM49 103V102H48ZM50 103H52V102H50ZM49 103V104H50ZM117 103H119V101L118 102H116V104ZM140 103V102H139ZM135 104H138L137 102L135 103ZM144 104V103H143ZM158 104V103H157ZM165 104V103H164ZM186 104V103H185ZM184 104V105H185ZM45 105H47V104H45ZM60 105H61V103H60ZM176 105H177V103H176ZM190 105V104H189ZM189 105H187L188 107H189ZM52 106V105H51ZM116 106H118V104L116 105ZM137 106V105H136ZM135 106V108H137ZM139 106V105H138ZM161 106H163V108H164V106H166V105H161ZM179 106V105H178ZM186 106V105H185ZM185 106H184V111L187 109H185ZM186 106V107H187ZM194 106H196V105H194ZM218 106V105H217ZM46 107H48V106H46ZM54 107H48V108H50V110L51 109H55ZM97 107V106H96ZM104 107V106H103ZM201 107V106H200ZM200 107L198 108V109H200ZM6 108V110H4ZM88 108V107H87ZM134 108V107H133ZM134 108V109H135ZM179 107H174L173 109H175V111H178L179 109H178ZM194 107H192V109H193ZM197 108V107H196ZM217 108V107H216ZM47 109V108H46ZM100 109V108H99ZM111 109H113V107L111 108ZM178 109V110H177ZM59 110H58V112H59ZM76 110H78V109H76ZM85 110H88V109H86L85 108ZM114 110V109H113ZM125 110V109H124ZM148 110H149V108H148ZM147 110V111H148ZM188 110V109H187ZM79 111V110H78ZM81 111V110H80ZM112 111V110H111ZM127 111V110H126ZM129 111V110H128ZM149 111H151V109L149 110ZM189 111H190V108H189ZM194 111V110H193ZM196 111V110H195ZM194 111V112H195ZM56 112V113H55ZM113 112V111H112ZM151 112H153V111H151ZM156 113H161L162 111H155ZM154 112V113H155ZM190 112H192V111H190ZM209 112H211V111H209ZM213 112V111H212ZM83 113V114H82ZM98 113H100V112H98ZM144 113V112H143ZM171 113H173V112H171ZM170 113V114H171ZM175 113V112H174ZM181 113V114H180ZM182 113H184V112H182V110H179V112H177V114H175V116L177 115V116H181V115H184V114H182ZM126 114H129L131 117H133L132 116V114H130L129 112L127 113L126 112ZM126 114H125V117H127L126 116ZM169 114V115H170ZM179 114V115H178ZM186 114V113H185ZM189 114V113H188ZM195 114V113H194ZM210 114V113H209ZM148 115V114H147ZM172 115V114H171ZM213 115V114H212ZM91 116H92V114H91ZM117 116V115H116ZM173 116V115H172ZM174 116V117H175ZM187 116H189V115H187ZM187 116H186V118H187ZM194 116V115H193ZM205 116V115H204ZM90 117V116H89ZM95 116H93V118H94ZM137 117V116H136ZM158 117V116H157ZM173 117V118H174ZM201 117V116H200ZM80 118H83V117H80ZM92 118V117H91ZM91 118H89V119H91ZM92 118V119H93ZM128 118V117H127ZM166 118H167V115H166ZM182 118V117H181ZM195 118H196V116H195ZM202 118V117H201ZM77 119V118H76ZM88 118H87V120H89ZM95 119V118H94ZM94 119L93 120H91V122L94 124ZM116 121H118V128L119 129H121L122 127H123V123H124V119H122V117L121 116H117L116 118ZM149 119V118H148ZM155 119H157V118H155ZM155 119H152V120H155ZM161 119V118H160ZM162 119H164V118H162ZM161 119V120H162ZM168 119H170V118H168ZM176 119V118H175ZM178 119H180V118H178ZM199 119V118H198ZM215 119V118H214ZM78 120H80L81 121V119H78ZM78 120H76V121H78ZM111 120V119H110ZM167 120V119H166ZM165 120V121H166ZM181 120V119H180ZM197 120V119H196ZM200 120H202V119H200ZM79 121V122H80ZM90 121V120H89ZM89 121H87V122H89ZM104 121V120H103ZM105 121H106V119H105ZM129 121H130V119H129ZM171 121V120H170ZM175 121V120H174ZM179 121V120H178ZM178 121H177V123H178ZM86 122V121H85ZM91 122H90V124H91ZM97 122V121H96ZM95 122V123H96ZM125 122H126V120H125ZM135 122V121H134ZM149 122V121H148ZM154 122V121H153ZM181 123H183L182 122V120L180 121ZM196 122V121H195ZM155 124L157 123V122H154ZM173 123V122H172ZM181 123H179V124H181ZM197 123V122H196ZM93 124H91V126H93ZM150 124H152V123H150ZM168 124H170V122H168ZM203 124V123H202ZM149 125V124H148ZM197 125V124H196ZM90 126V125H89ZM101 126V125H100ZM108 126V125H107ZM106 126V127H107ZM117 126H115L116 128H117ZM153 126H155V125H153ZM165 126V125H164ZM172 126V125H171ZM171 126H169V127H171ZM176 126H177V124H176ZM182 126H185V125H182ZM198 126V125H197ZM213 126H216V125H213ZM109 127H111V126H109ZM133 127V126H132ZM150 127V126H149ZM161 127V126H160ZM187 127V126H186ZM159 128V127H158ZM165 128V127H164ZM173 128H175V127H173ZM177 128H181V127H177ZM188 128H191V127H187V130H188ZM80 129V128H79ZM113 129H115V128H112V130ZM127 129V128H126ZM132 129V128H131ZM149 129V128H148ZM161 129H163V128H161ZM166 129H167V126H166ZM196 129V128H195ZM195 129H193V131H191L192 132V138L195 136V135H193L195 132H194V130ZM103 130V129H102ZM122 130V129H121ZM164 130V129H163ZM172 129H170V131H171ZM181 130V129H180ZM192 130V129H191ZM197 130V129H196ZM116 131V130H115ZM159 131H160V129H159ZM167 131V130H166ZM175 131H176V129H175ZM184 131V129L182 130V132ZM188 131H190V129L188 130ZM187 131V132H188ZM81 132H82V134H83V136H80V134H81ZM114 132V131H113ZM133 132V131H132ZM163 132V131H162ZM165 132V131H164ZM187 132H185V134L187 133ZM103 133V132H102ZM148 133H151V132H148ZM152 133H154V132H152ZM168 133V132H167ZM167 133H164V134H167ZM171 133H175V132H171ZM197 133V132H196ZM114 134V133H113ZM124 134V133H123ZM134 134V133H133ZM162 134V133H161ZM168 134H170V133H168ZM183 134V133H182ZM188 134H191V133H189L188 132ZM198 134H199V132H198ZM102 135V134H101ZM107 135V134H106ZM155 135V134H154ZM187 135V134H186ZM214 135V134H213ZM98 136V135H97ZM109 136H111V138L109 137ZM108 136V138H110V139H112V140H114L113 138H114V136H115V134L114 135H112V131H111V133H110V135ZM113 136V137H112ZM127 136V135H126ZM133 136H136V135H133ZM150 136V135H149ZM156 136V135H155ZM162 136V135H161ZM172 136V135H171ZM188 136V135H187ZM190 136V135H189ZM199 136H200V134H199ZM93 137V136H92ZM107 137V136H106ZM138 137V136H137ZM153 137V136H152ZM126 138V137H125ZM134 137H132L131 139H133ZM156 138V137H155ZM171 138V137H170ZM170 138H168V139H170ZM197 139H198V137H196ZM200 138V140L201 139H203V136H201V137H199ZM93 139H95V138H93ZM127 139V138H126ZM157 139H159V138H157ZM161 139V138H160ZM163 139H165L164 137H163ZM177 138H175V140H176ZM191 139V138H190ZM194 139V138H193ZM192 139V140H193ZM109 141V139H107L106 138V140L105 141ZM128 140H129V138H128ZM138 140V139H137ZM174 140V139H173ZM179 140H180V138H179ZM187 140V139H186ZM191 140V142L193 143V142H196V141H192ZM102 141V140H101ZM118 141H120V140H118ZM135 141H136V139H135ZM154 141V140H153ZM158 141H160V140H158ZM155 142V141H154ZM169 142V141H168ZM172 142H176V141H172ZM177 142H180L181 143V140L180 141H178V139H177ZM199 142H201V141H199ZM202 142H203V140H202ZM213 142H214V140H213ZM212 142V143H213ZM107 143V142H106ZM105 143V144H106ZM117 142H115L114 141V144H116ZM161 143V142H160ZM171 143V142H170ZM123 144L126 146V148H129V147H132V146H130V145H134L133 143H128L127 141L126 142H123ZM168 144V143H167ZM175 144V143H174ZM173 143H171V146L172 145H174ZM182 144V146H180V148H178L177 147V150L178 149H182V147L184 146L183 144H184V142L183 143H181ZM181 144H179V145H181ZM198 145H199V143H197ZM202 144V143H201ZM200 144V145H201ZM103 145V144H102ZM108 145V144H107ZM153 145H156V144H153ZM177 146H179L178 145V143L176 144ZM176 145L174 146L175 148H176ZM199 145V146H200ZM161 146V145H160ZM170 146V147H171ZM186 146H187V144H186ZM209 146H210V143H209ZM214 146V145H213ZM212 146V147H213ZM109 147V146H108ZM114 147V146H113ZM154 147H157V146H154ZM153 147V148H154ZM159 147V146H158ZM161 147H164V148H167L166 146H161ZM160 147V148H161ZM173 147V148H174ZM185 147V146H184ZM184 147H183V149H184ZM189 147V146H188ZM193 147H194V145H193ZM215 147V146H214ZM123 148V147H122ZM168 148H169V146H168ZM172 148V147H171ZM195 148V147H194ZM203 148V147H202ZM185 149L187 150V148L185 147ZM184 149V150H185ZM167 150H169V149H167ZM170 150H172L173 151V149H170ZM169 150V151H170ZM184 150H183V152L182 151H180V152H182V157L184 156L183 154H185V153H187V152H184ZM189 150V149H188ZM187 150V151H188ZM193 151H194V149H192ZM192 150H190L191 152H193ZM210 150V149H209ZM107 151V150H106ZM160 151H162V149L160 150ZM159 151V152H160ZM163 151H165V149L163 150ZM179 151V150H178ZM197 151V150H196ZM199 151V150H198ZM204 151V150H203ZM114 152H117V151H114ZM166 152V151H165ZM164 152V153H165ZM173 152H175V151H173ZM201 153H202V150L200 151ZM215 152V151H214ZM132 153H134V152H132ZM163 153V152H162ZM163 153V154H164ZM168 153V151L166 152V154ZM170 153H172V152H170ZM179 153V152H178ZM198 154H200L199 152H197ZM213 153V152H212ZM211 153V155H209L210 157L211 156H213L214 154H212ZM218 153V152H217ZM103 154V153H102ZM157 154V153H156ZM155 154V155H156ZM162 154V155H163ZM163 155V156H166V157H168L169 158V156H167V155ZM175 154H176V152H175ZM189 154V153H188ZM188 154H186L187 155V157L186 158H184V160H187V158H189L190 157V154L188 155ZM197 154V155H198ZM205 154V153H204ZM98 155H100V154H98ZM97 155V156H98ZM106 156H107V154H105ZM109 155V154H108ZM148 155V154H147ZM159 154H157V156H158ZM161 155V154H160ZM185 155V156H186ZM194 155H195V153H194ZM203 154H200L199 156H202ZM129 156H131V155H129ZM143 156H145L144 154H143ZM173 156V155H172ZM177 155H175L174 157H172V158H175ZM180 156V155H179ZM198 156V157H199ZM207 156V158L208 159H210L209 158V156L208 155H206L205 154V156L204 157H206ZM214 156H216V155H214ZM211 157V158H215V157ZM104 158H107V157H105V156H103ZM115 157H117V159H118V156H116L115 155ZM156 157V156H155ZM158 157H160V156H158ZM197 157V158H198ZM203 157V158H204ZM217 157V156H216ZM104 158H102V160H104ZM113 158V157H112ZM132 158H133V156H132ZM144 158H146V156L144 157ZM164 158V157H163ZM183 158H181V159H183ZM192 158H194V157H192ZM207 158H204V159H207ZM218 158V157H217ZM115 159V158H114ZM120 159V158H119ZM135 159V158H134ZM141 159V158H140ZM151 160H152V158H150ZM154 159V158H153ZM157 159H159V158H157ZM175 159H178V158H175ZM190 160L188 161V165L189 164H191L192 165V161H193V159L191 160V158H189ZM213 159H211L212 160V162H213ZM218 159H220V158H218ZM122 160V159H121ZM127 160V159H126ZM160 160V159H159ZM179 160H180V157H179ZM184 160H181V161H178L179 163H185V161ZM195 160H196V158H195ZM201 160H202V157H201ZM114 161V160H113ZM141 161V160H140ZM156 161V160H155ZM163 161H166V160H163ZM172 161V160H171ZM176 161V160H175ZM174 161V162H175ZM182 161H184V162H182ZM197 161V160H196ZM210 161V160H209ZM123 162V161H122ZM150 162V161H149ZM157 162H159V163H157ZM156 163H153V161H152V163L153 164H160V161H157ZM174 162H172V163H174ZM126 163V162H125ZM129 163V162H128ZM163 163V162H162ZM166 163V162H165ZM164 163V164H165ZM171 163V162H170ZM169 163V164H170ZM193 163H195L194 161H193ZM197 163L198 164H200L201 166H202V163L204 164L205 162L203 161H201V162H199V161H197ZM209 163H211V162H209ZM209 163H207V164H209ZM122 164V163H121ZM220 164V163H219ZM218 164V165H219ZM103 165V164H102ZM125 165V164H124ZM126 165H127V163H126ZM137 165V164H136ZM135 165V162L134 161H132L131 160V162H130V167H131V174H130V172H129V174H130V176L132 177V185H130V184H128V185H130V187L129 188H131L130 190H129V192L128 193H130V191H133V195L135 196L133 199H132V201L133 200H136L137 201V203L139 204V207L143 210V215H145V218L143 219V218H141V219H143L142 221H145V219H148V221H149V219H151L152 217H153V215H157L156 213H158V211H157V209H156V206H155V204H153V201L156 199H154V198H151L152 197V194H153V186L150 184V183H148V181L146 180V178H145V176H147V175H144L143 173H142V171H140L139 169H138V167ZM150 165H152L151 163H150ZM150 165L148 166V167H150ZM162 165V164H161ZM167 165H168V163H167ZM166 165V166H167ZM174 165V164H173ZM185 165H187V161H186V163H185ZM185 165H183V167H185ZM187 165V166H188ZM210 166L212 165L213 166V164H209ZM215 165H216V163H215ZM215 165L213 166V168H211V167H209V168H211V170H209V172H206V170H208V168L207 167H203V166H205V164L202 166V168H205V169H201V171L202 170H205L204 172H205V174H206V176L204 177V175H202V174H198V175H201L202 176V178L204 179H206V182H207V185H205V186H207V188H208V191H210L211 193H215L216 192V190H218L217 188H220V187H218L217 186V182H219V181H217V177H216V173H215V171H214V169L215 168H217V167H215ZM153 166V165H152ZM154 166H158V165H154ZM169 166H172V164H170ZM175 167H176V165H174ZM173 166V167H174ZM190 166V165H189ZM194 166H196L195 164L194 165H192V168H194ZM208 166V165H207ZM104 167H106L105 165H104ZM109 167V166H108ZM124 167H126V166H124ZM127 167H128V165H127ZM142 166H140L139 168H141ZM163 167H165V166H163ZM163 167H161V168H163ZM178 167V169H179V166H177ZM182 166H180V169L181 170H185V168L183 169V168H181ZM197 167V166H196ZM195 167V168H196ZM200 167V166H199ZM122 168V166L120 165V168L119 169H121ZM151 168V167H150ZM157 168V167H156ZM166 168V167H165ZM171 168V167H170ZM194 168V169H195ZM198 168V167H197ZM207 168V169H206ZM104 170H105V168H103ZM123 169H125V168H122V170L121 171H123ZM130 169V168H129ZM142 169H144V168H142ZM141 169V170H142ZM151 169H153V168H151ZM158 170L160 169L159 168V166H158V168H157ZM167 169V168H166ZM165 169V170H166ZM189 169V168H188ZM155 171H157L156 169H154ZM180 170V173L182 172ZM193 170V169H192ZM196 170V169H195ZM216 170V169H215ZM116 171H120V170H116ZM146 171V170H145ZM148 171V170H147ZM150 171V170H149ZM153 171V170H152ZM161 171H162V174H163V169H161ZM168 170H166V172H167ZM173 172L172 173H174V170H172ZM179 171V170H178ZM189 171H191V170H188V172ZM199 171H200V168H199ZM198 171V169L195 171L196 173L197 172H199ZM217 171H218V169H217ZM128 172V171H127ZM154 172V171H153ZM157 172H159V171H157ZM156 172V174L155 175H160L161 176V174L160 173H157ZM169 173H164L163 175H166V174H169L170 175V171H168ZM177 172V171H176ZM188 172H186V173H188ZM118 173H121V172H118ZM117 173V174H118ZM148 173V172H147ZM152 173V172H151ZM184 173V172H183ZM189 173H191L192 174V172H189ZM188 173V175H190ZM202 173V172H201ZM97 174H100V172H97ZM145 174H146V172H145ZM149 174H150V172H149ZM175 174V173H174ZM179 174V173H178ZM193 174H194V171H193ZM193 174L192 175H190V176H193ZM127 175V173L126 174H124V177ZM163 175H162V177L161 178H159L158 177V179L160 180V179H162V178H164L165 179V177H163ZM172 175V174H171ZM176 176H177V174H175ZM175 175H172V178H173V176L175 177ZM184 175V174H183ZM197 175V174H196ZM23 176V178H21ZM97 176H99V175H97ZM119 176H120V174H119ZM149 176V175H148ZM151 176V175H150ZM149 176V177H150ZM181 176V175H180ZM186 176V175H185ZM123 177V178H124ZM148 177V178H149ZM152 178H154V175H153V173H152V176H151ZM168 176H166V178H167ZM197 178H198V176H196ZM103 178V177H102ZM105 178H107V177H105ZM105 178L103 179V180H105ZM126 179H130V177L129 178H127V176L125 177ZM171 178V177H170ZM176 178V177H175ZM175 178H173V179H175ZM184 178H186V177H184ZM193 179L195 178L194 176L192 177ZM197 178H195V179H197ZM220 178V177H219ZM120 179V178H119ZM126 179H122V180H124V181H126ZM151 179V178H150ZM149 179V180H150ZM155 179L156 180H152L153 182H152V184H154V182H158V180H157V177L155 176ZM177 179H179V178H177ZM191 179V178H190ZM194 179V180H195ZM198 179H200V176H199V178ZM196 180L197 182H199V181H201V180ZM94 180V179H93ZM97 180V179H96ZM109 180V179H108ZM166 180V179H165ZM187 181L189 180V178H187L186 179ZM110 181V180H109ZM109 181H107L108 183H109ZM161 181V180H160ZM163 181V180H162ZM162 181L160 182V183H162ZM168 181L170 182V180H168V178H167V183H168ZM171 181H172V179H171ZM179 181V180H178ZM186 181V182H187ZM190 181V180H189ZM102 182V181H101ZM112 181H110V183L109 184H111L112 186H115V185H113V183H114V180H113V182L111 183ZM173 182V181H172ZM202 182V181H201ZM203 182H205V181H203ZM105 183V182H104ZM121 183H128V182H121ZM120 182H119V184L120 185H122ZM160 183H158L159 185H160ZM163 183H165L164 181H163ZM162 183V184H163ZM174 183V182H173ZM190 183V182H189ZM188 183V184H189ZM192 183V182H191ZM100 184H103V182L102 183H100ZM106 184V183H105ZM108 184V185H109ZM162 184H161V186H162ZM170 184V183H169ZM177 184V183H176ZM193 184H195V183H193ZM199 184V183H198ZM104 185V184H103ZM125 185H127V184H125ZM124 185V186H125ZM172 185V184H171ZM171 185H169V187L166 185V190H164V184H163V187H161L160 189H162L163 188V190L166 192V194H168V192L169 193H172L173 192V189L174 188H172L171 189ZM178 185V184H177ZM177 185H175V183H174V186L176 187V189L179 187V186H177ZM199 185H201V184H199ZM104 186H107V185H104ZM124 186H121V188L122 187H124ZM183 186V185H182ZM193 186V185H192ZM205 186H202L203 188L205 187ZM202 187H201V189H202ZM21 188H26V190L27 191H29L30 190V192H28V194H27V199H26V201H25V203L26 204H23L22 205V200H23V195L21 194L22 192H20V189ZM107 188V187H106ZM125 188V187H124ZM124 188H122V189H124ZM167 188H170L171 190H172V192H171V190H167ZM182 188V187H181ZM187 188H189V187H187ZM92 189V190H91ZM103 189V188H102ZM105 189V188H104ZM111 189H115V188H111ZM122 189H121V191H122ZM176 189H174V191H177ZM183 189H184V187H183ZM200 189V190H201ZM205 189V188H204ZM204 189H202V190H204ZM99 190H100V188H99ZM112 190V191H113ZM156 190V189H155ZM178 190H180L179 188H178ZM188 190H190V189H188ZM200 190H198V191H200ZM201 190V191H202ZM35 191H36V193H35ZM98 191V190H97ZM103 191V190H102ZM109 191H111V190H109ZM120 191V192H121ZM157 191V193L155 192V194L154 195H156L157 197L158 196H160V194H158L159 192H161V191H159L158 189L156 190ZM168 191V192H167ZM185 191H187L186 189H185ZM100 192V191H99ZM107 192V191H106ZM114 192H115V190H114ZM204 193L203 194H205V191H203ZM218 192H220V189L217 191V195H213V196H215V198H217V196L219 195V193ZM31 193V194H30ZM126 194V192L125 191H123L122 192V194ZM175 193V192H174ZM180 193H182L183 194V192L181 191V192H179V194ZM187 193H189V192H186V195H187ZM201 193V192H200ZM101 194L103 195V193L101 192ZM100 193L99 194H97V196H99L98 197V199L101 197L102 198V195H101ZM105 194V193H104ZM109 194H110V192H109ZM123 194V195H124ZM132 194V193H131ZM131 194H129V196L131 195ZM158 194V195H157ZM161 194H163V195H161V197H158V199L160 198V199H162L161 200V202L160 203H166L167 202V200L165 201L164 200V197H165V199H166V196H167V198H168V195H166V196H164V194L165 193H161ZM178 194V193H177ZM178 194V195H179ZM101 195V196H100ZM107 195V194H106ZM119 194H117L116 196H118ZM126 195H128V194H126ZM124 196V197H127V196ZM153 195V196H154ZM171 195V194H170ZM189 195V194H188ZM187 195V196H188ZM207 197H208V195H209V193H208V195L207 194H205ZM205 195H203V196H205ZM103 196H105V195H103ZM120 196V195H119ZM177 196V195H176ZM181 195H179L178 197H179V199L177 200V201H179V200H181V197H180ZM189 196H192V195H189ZM193 196H196V195H193ZM96 197V196H95ZM219 197H220V195H219ZM100 198V199H101ZM130 198H131V196H130ZM171 200H172V198L171 197H169ZM194 198V197H193ZM215 198H213V200H215ZM97 199V197L95 198V200ZM113 199V198H112ZM176 199H177V197H176ZM198 199V198H197ZM201 199H204V198H201ZM208 199V198H207ZM218 199V198H217ZM109 200V199H108ZM114 200V199H113ZM131 200V199H130ZM163 200H164V202H163ZM170 200V201H171ZM173 200H175V199H173ZM206 200V199H205ZM231 200V199H230ZM107 201V200H106ZM125 201V200H124ZM177 201H176V203H177ZM203 201V200H202ZM208 201V200H207ZM212 201V200H211ZM218 201V200H217ZM216 201V202H217ZM103 202H105V200L103 201ZM184 202H186L187 203V200L185 201L184 200ZM183 202V203H184ZM196 202H197V200L195 201V204H196ZM204 202V201H203ZM219 202V201H218ZM102 203V202H101ZM100 202H99V204H101ZM115 203V202H114ZM170 203V202H169ZM166 204V205H170V204ZM180 203V202H179ZM178 203V204H179ZM186 203H184V204H186ZM194 202H192L191 204H193ZM206 203V202H205ZM205 203H202V204H205ZM231 203V202H230ZM93 204V203H92ZM129 204V203H128ZM158 204V203H157ZM214 204H216L215 202H214ZM131 205H133V204H131ZM179 205H181V204H179ZM189 205V204H188ZM206 205V204H205ZM210 205H212V204H210ZM229 205V204H228ZM106 206H107V204H106ZM113 205H111V207H112ZM114 206H116V205H114ZM134 206H135V204H134ZM171 206L173 207V204H171ZM176 207H177V204L175 205ZM183 206V205H182ZM190 206V205H189ZM188 206V207H189ZM193 206H195L194 204L192 205V207ZM198 208H200V206H201V204L200 205H196ZM212 206H214V205H212ZM216 206V205H215ZM218 206V205H217ZM216 206V208H215V210H217V208H219V207H217ZM232 206V205H231ZM95 207V206H94ZM117 207V206H116ZM129 209L131 208V206L129 207V206H127ZM138 207V208H139ZM196 207V208H197ZM103 208H105V207H103ZM132 208H133V206H132ZM139 208V209H140ZM175 208V207H174ZM180 208V207H179ZM195 208V207H194ZM194 208H193V210L191 209V212H193L194 211ZM228 208H229V206H228ZM228 208H227V210H228ZM113 209H114V207H113ZM135 209H137V207L135 208ZM159 209V208H158ZM172 208H170V210H171ZM189 210V208H187L186 207V211H187V213H189V217L187 218V220L189 219V222H190V219L192 220V217H190V214L192 215V213L190 212V211H188ZM203 209V208H202ZM206 209V208H205ZM205 209H204V211H205ZM229 209H232V208H229ZM131 210V209H130ZM161 210V209H160ZM167 209H165V211H166ZM168 211L167 210V212H171L172 210H176V208L175 209H172L171 211ZM208 211H210L209 209H207ZM214 212H215V210L214 209H212ZM27 211H30L29 213H30V215L28 216V214H27ZM132 211V210H131ZM136 211V210H135ZM134 210H133V212L134 213H136ZM161 211H163V210H161ZM197 212V211H196ZM196 212H194L193 214V216H195L194 218L196 219V221L197 220H199V219H197L196 218ZM213 212V213H214ZM227 212H230V215H231V211H227ZM198 213V212H197ZM204 213V212H203ZM137 214H139V212L137 213ZM180 214V213H179ZM179 214H175L176 216H180ZM205 214V213H204ZM203 214V215H204ZM211 214V213H210ZM209 214V215H210ZM214 214H216V212L214 213ZM217 214H219V212H217ZM133 215V214H132ZM206 215V214H205ZM212 215V214H211ZM230 215H228V216H230ZM134 216H135V214H134ZM139 216V215H138ZM141 217H142V215H140ZM216 216V215H215ZM223 216V215H222ZM63 217L65 218V220L66 219H68V221H69V225L67 226V224H65L66 225V230H65V232H64V225H63ZM137 217V216H136ZM159 219H161L159 216H157ZM165 217V216H164ZM201 217V216H200ZM209 217V216H208ZM211 217V216H210ZM130 218V217H129ZM166 218V217H165ZM205 218V217H204ZM203 218V219H204ZM215 218H218V217H215ZM78 219V220H77ZM84 219H86V220H84ZM91 219V222L89 221ZM92 219H96L97 221H92ZM135 219V218H134ZM138 219V218H137ZM140 219V218H139ZM138 219V220H139ZM140 219V220H141ZM157 219V218H156ZM156 219H153V220H156ZM173 219V218H172ZM171 219V220H172ZM205 219H207V216H206V218ZM221 219H222V217H221ZM232 219H234L233 217H232ZM101 220L103 221V223H104V225H102L103 227H100L101 229H99L98 227H99V223L101 222ZM139 220V222H141ZM201 220H202V217H201ZM201 220H199V221H201ZM211 220V222H213L212 221V219H210ZM215 220V219H214ZM217 220H219V219H217ZM227 220H229L228 218H227ZM77 221V222H76ZM137 221V220H136ZM151 221V220H150ZM167 221V220H166ZM233 221V220H232ZM234 221H235V219H234ZM233 221V223H235ZM96 223V224H94L93 226H92V228H90V225H92L91 223ZM121 222L125 225H121ZM139 222H137V224H134V226H132V234L130 235V238H129V243H130V247H134V248H140V247H142V249L140 248V249H138V250H142L141 252H143L142 254H140V258H141V262H139L138 264H142V262H144V264H148V262H150L151 260H152V264H153V262H156L157 264H164L165 262H167V260H169L171 257H169L170 256V252H166V249L169 247L168 246V244L170 245V239H168L169 237L171 238V237H173L174 238V236H173V234L171 233L170 235L171 236H167V232L164 230V229H167L166 227L164 228V226L166 225V224H168V222H169V220H168V222H165V221H162V222H165L166 224H163L162 226H163V228H162V226H161V224H158V223H156L155 224V222H154V224H151V223H149L148 224V226H146V228H142L141 226H139ZM195 221H194V219H193V223H194ZM202 222V221H201ZM201 222H200V224L199 225H197L195 228H192V230H194V233H193V237H195V240L199 243L198 244V246H199V249L200 250H202L204 253H208V249H209V246L211 247L212 246V243L211 242H209V243H211V245H208V243H206V242H208V241H205L204 239H203V236H205L204 234H203V236H201V234H200V229L203 227L202 225H201ZM203 222H204V220H203ZM202 222V223H203ZM218 222V221H217ZM226 222V221H225ZM67 223V222H66ZM186 224H188L187 222H185ZM207 223H209L210 224V222L208 221ZM218 223H220V222H218ZM223 223V222H222ZM227 223H229V221L227 222ZM110 224H111V222H110ZM119 224H120V226H119ZM146 224V223H145ZM170 224V228L172 227L173 229H174V225H172L173 223L171 222V223H169ZM168 224V225H169ZM182 223H180V225H181ZM189 224H192V222L191 223H189ZM195 225H196V223H194ZM193 224V225H194ZM212 224V223H211ZM225 224V223H224ZM224 224H221V225H224ZM230 224V223H229ZM24 225H25V228H26V226H29L27 229H24ZM62 225H63V227H62ZM85 225V224H84ZM112 225H109V223H108V225L107 226H109V227H112ZM207 225V224H206ZM205 225V227H207ZM213 225V224H212ZM220 225V224H219ZM220 225V226H221ZM231 225H233V224H231ZM235 225V224H234ZM101 226V225H100ZM161 226V227H160ZM167 226V225H166ZM189 226V225H188ZM202 226V227H201ZM209 226V225H208ZM144 227V226H143ZM148 227H149V229H148ZM169 227H168V229H169ZM185 227H186V225H185ZM210 227V226H209ZM212 227V226H211ZM118 228H119V230H118ZM125 228V229H126ZM171 228V229H172ZM189 227H187V229H188ZM218 228V227H217ZM221 228H223V226L222 227H220V231L219 230H217V232L219 231V234H220V232H222V230H224V231H226V230H228V229H221ZM224 228H226V227H224ZM236 228V227H235ZM109 229V228H108ZM110 229H112V230H114L113 228H110ZM167 229V230H168ZM182 229H184V228H182ZM207 229H209L208 227H207ZM211 229V228H210ZM24 230L25 231H27L28 230V232H24ZM79 230V229H78ZM177 230V229H176ZM203 230V229H202ZM206 230V229H205ZM204 230V231H205ZM81 231V230H80ZM84 231V232H83ZM107 231H110V230H107ZM173 231V230H172ZM178 231V230H177ZM230 231L231 230H228V232H229V236H230ZM83 232V233H82ZM90 232V231H89ZM102 232H100L98 235H101L102 236ZM171 232V231H170ZM25 233H26V235H28L27 237L25 236ZM77 233V234H76ZM80 233H82L83 235H84V239L82 240V244H81V246H80V248H81V250H80V254H81V257H82V260H80V262L81 263H77V264H90V258L88 257V255L87 254H89V252L87 253V251L89 250V248L91 247V245L94 243V241L97 239V238H95V240H89V238H91V235H87L88 234V230H87V228H85V229H83ZM104 233H103V236H102V238L101 239H104ZM129 233V232H128ZM169 233V232H168ZM211 233H212V231H211ZM223 233V232H222ZM221 233V234H222ZM225 233V232H224ZM227 233V232H226ZM236 233V232H235ZM235 233H233V234H235ZM82 234H80V235H82ZM89 234H91V233H89ZM210 234V233H209ZM247 234H250V233H247L246 232V235ZM79 235V234H78ZM83 235H82V237H83ZM94 235V234H93ZM184 235V234H183ZM179 236L178 234L176 235V236H178V237H181L180 239L181 240H183V238H184V236ZM101 236H99V237H101ZM111 236H114V235H111ZM110 236V237H111ZM116 236V235H115ZM114 236V237H115ZM125 233L123 232V233H120V235L118 234V237L117 238H119V239H123V241H124V238H125ZM233 236H235V235H233ZM77 237H79V236H77ZM76 237V238H77ZM81 237V236H80ZM79 237V238H80ZM98 237V238H99ZM107 237H109V236H107ZM186 237V236H185ZM207 237H208V235H207ZM242 236H240V238H241ZM116 238V239H117ZM220 238V237H219ZM73 240H74V238H72ZM100 239V238H99ZM99 239H97V240H99ZM106 239V238H105ZM104 239V240H105ZM115 239V240H116ZM150 240L151 242H153L155 245L154 246H152V245H148V244H145V246L146 247H148V249L147 248H145L144 246H143V244L141 245V243H143V241L144 240ZM188 239V238H187ZM212 239H214V238H212ZM211 239V240H212ZM221 239V238H220ZM222 239H224V238H222ZM243 239V238H242ZM241 239V240H242ZM77 240V239H76ZM80 240H81V238H80ZM108 240H110V238L108 239ZM174 241L176 240V238L175 239H173ZM173 240H172V242H173ZM210 240V241H211ZM234 240V239H233ZM247 240V239H246ZM24 241V242H23ZM78 241V240H77ZM101 241H103V240H101ZM100 241V242H101ZM119 241V240H118ZM122 241V242H123ZM177 241H179V239H177ZM184 241V240H183ZM182 241V242H183ZM224 241H228L227 239H224ZM224 241H221L222 243H225ZM111 242H113V241H111ZM115 242H117V240L115 241ZM120 243H121V241H119ZM119 242H117V243H119ZM151 242H149V243H151ZM181 242V241H180ZM180 242H178V243H180ZM185 242H193L192 240H185ZM230 242V241H229ZM228 242V243H229ZM236 242H237V240H236ZM243 242V241H242ZM242 242H241V245H244V246H246L244 243L242 244ZM75 243V242H74ZM108 243H110L109 241H108ZM240 243V242H239ZM97 244V243H96ZM112 244V243H111ZM122 244V243H121ZM171 244H173V243H171ZM181 244H183L184 245V243H180V246H181ZM186 244V243H185ZM193 244V243H192ZM192 244H191V246H192ZM72 245H73V242H72ZM74 245H76V243L74 244ZM132 245V246H131ZM148 245V246H147ZM187 245V244H186ZM235 245H237V244H235ZM94 246V245H93ZM98 247L100 246V245H97ZM102 246V245H101ZM116 246V245H115ZM117 246H119L118 244H117ZM189 246V245H188ZM190 246V247H191ZM69 247H71V245L69 246ZM73 247H75V246H73ZM103 247V249L105 250L106 248L108 249L106 252H108L109 251V248L106 246V247H104V246H102ZM119 247H121V246H119ZM124 247V246H123ZM122 247V248H123ZM129 247V248H130ZM171 247V246H170ZM182 247H184V246H181L180 248H181V251H182ZM214 247V246H213ZM212 247V248H213ZM229 247H232V246H229ZM237 247V246H236ZM153 248V250H154V252H152V254L150 253V251H151V249ZM174 248V247H173ZM177 248H179V247H177ZM179 248V249H180ZM186 248H188V247H186ZM192 248H194V247H192ZM212 248L210 249L211 251H212ZM247 248H248V246H247ZM93 249V248H92ZM100 249L101 250H103L101 247H100ZM118 249V248H117ZM131 249V248H130ZM170 249V248H169ZM176 251H178L177 249H176V246H175V248H174ZM174 249H172V252H173V250ZM214 249H215V247H214ZM219 249V248H218ZM124 249H122L121 251H123ZM148 250H150V251H148ZM186 250H188V249H186ZM189 250H192V249H189ZM189 250L187 251V252H185L186 254L189 252ZM209 250V251H210ZM242 250H244V249H242ZM116 251H119V250H116ZM115 251V252H116ZM121 251H120V253H121ZM126 251V250H125ZM132 251V250H131ZM170 251V250H169ZM193 251V250H192ZM191 251V252H192ZM215 251V250H214ZM213 251V252H214ZM226 251H229V250H226ZM241 251V250H240ZM239 251V252H240ZM105 252V251H104ZM110 252V251H109ZM114 252V251H113ZM175 252V251H174ZM223 252H225V249L223 250ZM242 252V251H241ZM138 253H139V251H138ZM183 253V252H182ZM193 254H194V252H192ZM211 252H209V255H212V254H210ZM217 253V252H216ZM79 254V253H78ZM136 254V253H135ZM169 254V255H168ZM172 254V253H171ZM174 254V253H173ZM177 254H178V252H177ZM185 254V255H186ZM190 254V253H189ZM188 254V255H189ZM243 254V253H242ZM242 254H240V255H242ZM93 255V254H92ZM118 255H120V257H123L124 256V254H118ZM117 255V256H118ZM122 255V256H121ZM129 255H131V254H129ZM134 255V254H133ZM138 255V254H137ZM136 255V256H137ZM188 255H186V256H188ZM208 254H207V257L209 256ZM226 255V254H225ZM231 255V254H230ZM105 256H107L106 254H105ZM172 256V255H171ZM175 256V255H174ZM177 256V255H176ZM180 256H183V258H185L186 256H184V255H180ZM180 256H178V257H180ZM214 256H215V253H214ZM91 257V256H90ZM98 258H99V256H97ZM138 257V256H137ZM138 257V258H139ZM161 257H162V259H161ZM191 257H193V256H191ZM212 257V256H211ZM211 257H208L209 259L211 258ZM217 257V256H216ZM243 257V256H242ZM241 257V258H242ZM75 258V257H74ZM111 258V257H110ZM127 258H129V257H127ZM130 258H132V255H131V257ZM150 259V261H149V259ZM169 258V259H168ZM188 258H190V257H186V260H190L191 262H192V258H190V259H188ZM207 258V259H208ZM215 258V257H214ZM212 259V260H215V259ZM97 259V258H96ZM119 259V258H118ZM124 259H126V258H124ZM172 259V258H171ZM218 259H220V257L218 258L217 257V259H216V261L218 260ZM227 259H229V257H227ZM243 259V258H242ZM76 260V259H75ZM74 260V261H75ZM94 260H95V258H94ZM97 260H99V259H97ZM121 260V259H120ZM123 260V259H122ZM130 260V259H129ZM173 260V259H172ZM185 260V259H184ZM211 260V259H210ZM221 260V259H220ZM230 261H232L231 259H229ZM228 260V261H229ZM247 260V259H246ZM65 261H67V259H65ZM72 261V260H71ZM70 260H69V262H71ZM113 261V260H112ZM126 261V260H125ZM135 261V260H134ZM171 261V260H170ZM175 261V260H174ZM208 261V260H207ZM249 261V260H248ZM73 262V261H72ZM79 262V261H78ZM97 262V261H96ZM132 262V261H131ZM177 262V261H176ZM190 262V263H191ZM223 262V261H222ZM221 262V263H222ZM224 262H226L225 260H224ZM223 262V263H224ZM74 263V262H73ZM95 263V262H94ZM104 263H106V262H104ZM113 263H115V262H113ZM133 263V262H132ZM168 263V262H167ZM167 263H165V264H167ZM171 263H172V261H171ZM170 262L168 263V264H171ZM187 263V262H186ZM209 263V262H208ZM218 263V262H217ZM220 263V264H221ZM236 263V262H235ZM22 264V263H21ZM70 264V263H69ZM76 264V263H75ZM116 264H119L118 262H116ZM120 264H131V263H128V261L127 262H121ZM174 264V263H173ZM176 264H178V262L176 263ZM203 264V263H202ZM234 264V263H233Z\"/></svg>","mask_w":264,"mask_h":264},{"label":"crops","instance_id":"obj_3","mask_svg":"<svg viewBox=\"0 0 264 264\" xmlns=\"http://www.w3.org/2000/svg\"><path fill=\"white\" fill-rule=\"evenodd\" d=\"M185 1V4L189 6V13L193 11L197 24L202 26H209L212 23L218 21L220 16L213 9H208L201 0H180ZM218 17V18H217Z\"/></svg>","mask_w":264,"mask_h":264},{"label":"built area","instance_id":"obj_4","mask_svg":"<svg viewBox=\"0 0 264 264\" xmlns=\"http://www.w3.org/2000/svg\"><path fill=\"white\" fill-rule=\"evenodd\" d=\"M52 5V3H48L47 6L50 7ZM143 9L144 10H148V6H146V4H143ZM140 13V12H139ZM141 14V13H140Z\"/></svg>","mask_w":264,"mask_h":264}]
</instances>
